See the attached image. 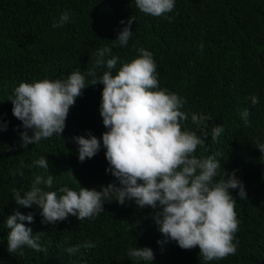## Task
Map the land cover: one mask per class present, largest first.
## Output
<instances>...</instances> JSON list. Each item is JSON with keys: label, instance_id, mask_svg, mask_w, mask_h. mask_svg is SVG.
Masks as SVG:
<instances>
[{"label": "trees", "instance_id": "obj_1", "mask_svg": "<svg viewBox=\"0 0 264 264\" xmlns=\"http://www.w3.org/2000/svg\"><path fill=\"white\" fill-rule=\"evenodd\" d=\"M64 12L70 13L69 22L54 27ZM129 18L133 34L121 47L113 40L125 26L120 21ZM105 46L120 58L117 69L136 58L138 49L150 51L159 86L186 101L181 111L188 119L182 128L208 132L196 155H214L228 172L236 170L246 199L239 198V189L229 190L237 199L240 222L234 255L205 262L198 247L184 250L171 240L158 244L165 238L152 219L153 209L130 200L106 202L105 211L94 218L69 216L56 225L42 224L36 206L16 205L13 190L26 191L36 175L45 174L34 164L41 156L55 176L52 190L80 185L99 191L114 182L105 171L109 165L102 141L94 157L80 162L72 139L88 138V132L100 139L107 131L100 116L101 83L90 85L92 77L86 75V88L70 108L61 137L27 148L20 147L23 128L8 101L21 82L66 79L76 70L86 74L97 49ZM105 70L97 68V76ZM252 95L258 104L251 103ZM245 110L248 125L241 118ZM193 113L212 117L206 129L192 122ZM5 123L0 132V264H146L127 255L133 247L151 248L155 258L150 264H264V153L257 147L264 143V0H175L174 9L162 17L142 13L135 0H0V124ZM215 125L224 129L217 141L211 139ZM17 169L22 176L10 175ZM14 211L33 215V223H21L33 233L43 232L39 243L46 252L27 246L8 252L6 220ZM85 243L95 247L85 248ZM72 246L79 250L69 255L66 249Z\"/></svg>", "mask_w": 264, "mask_h": 264}, {"label": "clouds", "instance_id": "obj_2", "mask_svg": "<svg viewBox=\"0 0 264 264\" xmlns=\"http://www.w3.org/2000/svg\"><path fill=\"white\" fill-rule=\"evenodd\" d=\"M135 4L146 15L162 17L174 9L175 0H135ZM69 20L70 13L64 12L53 26ZM133 21L130 18L127 22L120 21L125 26L114 43L121 47L128 45ZM200 48L203 49V44ZM138 52L136 58L121 63L117 69L120 58L111 56V48L105 46L97 49L95 64L86 74L76 70L66 79L19 83L8 101L23 128L19 133L21 148L53 135L61 137L70 108L86 88V75L92 77L90 85L98 82L103 85L100 116L107 131L100 139L91 132L87 133L88 138L81 135L72 139L78 145L80 162L94 157L102 141L109 165L105 171L111 173L114 182L101 186L99 191L80 185L78 190L67 186L52 190L55 176L49 174V162L41 156L34 164L45 174L36 175L26 191L14 189L12 198L18 207L36 206L40 209L41 223L50 225L69 216L79 221L94 218L105 211L106 202L115 200L123 205L126 200L134 201L138 208L153 209L152 219L165 238L158 244L171 240L184 250L198 247L205 262L223 260L237 251L238 241H234L240 223L235 210L237 199L229 190L239 189V198L246 199L244 184L236 176V170L228 172L216 156L196 155L197 148L205 145L208 132L198 135L182 128L188 119L181 111L186 101L159 86L153 54L143 48ZM97 68L107 70L97 76ZM250 100L253 105L259 103L256 95ZM241 118L245 125L249 124L247 110L241 113ZM191 120L198 128L206 129L205 122L212 117L193 113ZM6 127V123L0 124V132ZM223 131L221 125L213 126L211 139L217 141ZM257 147L264 153V143L257 142ZM17 174L22 176L23 172L20 169L10 172L13 176ZM22 221L33 223V215L14 211L7 216L8 252L15 253L24 246L46 252L39 243L43 232L33 233ZM83 247L94 248L95 244L85 243ZM78 250L79 246L66 249L69 255ZM127 255L146 264L155 258L149 247H133Z\"/></svg>", "mask_w": 264, "mask_h": 264}]
</instances>
